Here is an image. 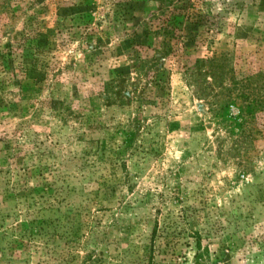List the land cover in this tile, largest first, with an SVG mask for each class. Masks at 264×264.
Wrapping results in <instances>:
<instances>
[{"label": "rangeland", "instance_id": "1", "mask_svg": "<svg viewBox=\"0 0 264 264\" xmlns=\"http://www.w3.org/2000/svg\"><path fill=\"white\" fill-rule=\"evenodd\" d=\"M183 1L0 0V264H264V0Z\"/></svg>", "mask_w": 264, "mask_h": 264}, {"label": "trees", "instance_id": "2", "mask_svg": "<svg viewBox=\"0 0 264 264\" xmlns=\"http://www.w3.org/2000/svg\"><path fill=\"white\" fill-rule=\"evenodd\" d=\"M169 1H170L169 4L173 6H171V8H169L167 11L163 12L164 14L157 17L158 23L155 26L156 28L155 33L164 32L165 36H167V39L171 40L173 35L175 34V30L179 28L178 27L179 15L185 16V13H180V11L187 8L188 5L185 1L181 3H176L174 2L175 0H169ZM170 50L171 47L167 46L163 49V51L160 50V55L167 54ZM158 63H159L158 60H153V59L142 60L141 62L136 63L134 66L135 76L133 78H135L137 81H143L144 79H154L157 81H164V79L159 77L158 75V73L161 72V69H157ZM121 81H125V79ZM128 82L131 88H126L124 90H121L122 94H120L119 92L120 90L114 89V88H120L119 84H116L114 85V88L109 89V91L107 92H109L110 98L116 101H122L123 99L128 98L129 97L128 95L131 94V97H137V99H135L136 101L142 100L143 97L141 91L139 92V94L136 95V89L138 87L137 84L132 83L129 78H128ZM125 91L127 92V94H123ZM157 231L158 228L157 226H155L152 231L153 235H155ZM191 234H195L194 236H195V244L197 251L195 252L194 256L196 257V259H199V257L203 255V253L200 252L201 245H200L199 236L197 235V233L194 232H192Z\"/></svg>", "mask_w": 264, "mask_h": 264}]
</instances>
